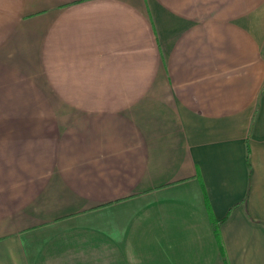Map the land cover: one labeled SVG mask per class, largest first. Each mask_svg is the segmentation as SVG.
Instances as JSON below:
<instances>
[{
  "label": "crops",
  "instance_id": "0c3cea01",
  "mask_svg": "<svg viewBox=\"0 0 264 264\" xmlns=\"http://www.w3.org/2000/svg\"><path fill=\"white\" fill-rule=\"evenodd\" d=\"M0 264H264V0H0Z\"/></svg>",
  "mask_w": 264,
  "mask_h": 264
}]
</instances>
